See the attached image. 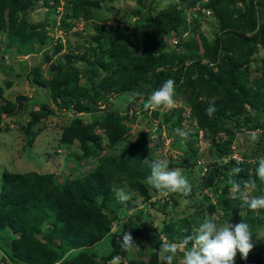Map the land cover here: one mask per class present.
<instances>
[{
    "label": "trees",
    "instance_id": "1",
    "mask_svg": "<svg viewBox=\"0 0 264 264\" xmlns=\"http://www.w3.org/2000/svg\"><path fill=\"white\" fill-rule=\"evenodd\" d=\"M133 1L130 15L135 21L128 26L116 21L120 10L105 6L104 0H0V32L8 37L9 46L37 43L33 52L43 50V61L31 69L32 79L48 87L56 107L51 110L35 97L20 95L18 104L6 100L0 114L14 113L22 102L25 108L30 106V119L26 126L21 125L27 135L26 148L43 130L42 125L35 127L42 116L67 110L70 119L62 126L59 144L78 143L82 154L75 158L96 160L95 167L87 173H76L62 181L55 180L51 172L3 170L0 231L10 228L17 235L11 237L8 246L1 247L16 264H109L113 257H120L119 264H164L159 234L167 242L179 243L183 236L193 234L205 219L204 214L195 211L186 217L171 218L162 221L158 229L145 223L129 225L126 231L140 245L133 251H147L145 261L130 260L120 246L119 227L124 225L120 217L137 205L119 202L114 189L123 188L132 198L150 199L151 186L146 182L150 169L142 161L158 160L154 151L163 144L162 128L155 127V138L151 131H139L131 140L129 133L136 120L138 101L148 99L171 78L175 81L174 103L188 107L197 132L201 130L203 139L210 141L200 181V186L215 197L213 202L210 196H204L207 208L219 216L220 222L249 225L254 247L246 260L237 252L235 264H264V209L250 210L238 193L229 195L231 185L227 184L231 169L240 167L234 179H255L257 189L251 195H264V182L256 176L259 157L251 163L246 157L237 160L232 153L240 117L248 123L249 130L264 131V57L260 73L250 75L257 51L264 48V0ZM163 2L165 5L157 9ZM60 6V28L69 30L82 23L91 25L92 32L75 41L67 40L65 52L50 63L44 76L42 64L59 54L64 44L48 29L56 21L45 18L40 24L32 23L27 13L37 7L49 11ZM207 9L216 21L210 38L197 31ZM106 11H114L115 15ZM133 35L139 36L136 46L130 40ZM52 41L55 46L49 49ZM112 96H118L126 107L121 111L112 107ZM101 104L106 108L99 111ZM212 104L216 111L209 117L206 109ZM162 107L165 106L150 112L155 115ZM148 110L145 107L142 114L147 116ZM81 113H92L94 117L88 120ZM175 114L169 110L162 113L163 121H171ZM232 118L237 121L235 129L227 125ZM180 121L178 114L173 124ZM3 130L0 126V134ZM192 136L189 133L188 137ZM189 146L196 154V148ZM257 146L260 157H264V144ZM166 203L152 204L164 210ZM0 239L3 241L1 236ZM103 240L111 249L96 258L95 245ZM64 253L65 259L61 260ZM179 258H183V252H177L173 264H182ZM0 264L6 262L0 260Z\"/></svg>",
    "mask_w": 264,
    "mask_h": 264
},
{
    "label": "rangeland",
    "instance_id": "2",
    "mask_svg": "<svg viewBox=\"0 0 264 264\" xmlns=\"http://www.w3.org/2000/svg\"><path fill=\"white\" fill-rule=\"evenodd\" d=\"M61 2H63V0H61ZM103 4L105 6L113 5L115 10H120V13L116 15L117 22H123L128 26L133 25L135 18L130 15L131 10L135 6L133 0H104ZM163 5H165L164 2L158 4L157 9L161 8ZM197 9L198 8H195V10ZM62 13L63 9L61 6L49 11H47L46 8L37 7L27 13V19L32 23L40 24L45 18L48 21H56L55 25L48 26V29L54 32V38L60 37L64 44L59 54L54 55L49 62L42 64L41 69L44 76H46V71L50 63H54L56 58L60 57L62 53L65 52L67 40L70 39L75 41L78 37L83 38L87 33L92 32L90 29L91 25L87 24L86 26V24L82 23L77 26H72L69 30L60 28L62 24ZM106 13L112 16L115 15L114 11H106ZM201 20V26L197 31H203L205 35L210 38V31H213V28H215L216 21L214 17H212L211 12L205 14ZM186 23L189 24L187 19ZM189 25H191V22ZM130 40L133 45L136 46L139 42V36H130ZM54 46L55 41H52L49 49ZM37 47V43L27 45L14 43L9 46L8 37L2 31L0 32V60H3L0 62V92L2 94V96H0V108L6 100L15 101L18 104L17 96L20 95H25L27 98L35 97L38 103L45 102L51 110L56 108L53 102H51L48 87L32 79V67L43 61V50L37 53L33 52ZM263 57L264 48H259L254 58L255 62L250 69L251 77L260 73V63ZM140 101H142L144 105V103H147L148 99H140L138 101L139 104L136 106V120L131 125L129 133L130 139L133 140L136 133L139 131H153L155 127H161V138H163L164 141L162 146L154 151L155 158L158 160H167L170 164H168L170 169H180L191 184V193L187 197H184L180 193H159L151 188L150 199L144 200L141 196H137L136 198L131 197L130 202H136L137 206L121 214V222L124 225L119 227V224H117L118 222L115 221V226L119 227L120 233L129 229V225L138 223H142L143 225L145 223L146 226H152L158 229L162 221L171 218L186 217L195 211H198L200 215L203 213L204 218L213 215L216 217L217 221L220 222L217 214L209 212L207 208L208 201L204 199L205 195L207 197L210 196L212 201L215 202V197H213L207 189L200 186V181L203 179V173L205 172L204 166L208 160L207 156L210 141L203 139L201 130L197 132V127L190 117L188 107L184 106L181 102L174 103L171 108H160L155 115L150 112L151 110L153 111L155 107L149 108L147 116H144L142 112L145 106H140ZM24 103L25 102H22V105L19 106L14 113L0 114V126L4 129L0 134V186L3 170H8L10 172H51L54 174L55 180L62 181L68 177H73L76 173L85 174L95 167L96 160L93 157L87 158L83 156L81 159L75 158L74 155L82 154V150L78 143L65 146L60 145L58 142L62 126L70 119L69 111L67 110L62 113L53 110L54 112L49 116H42L35 127L42 125L43 130L36 136L33 144L25 148L27 144V135L23 132L21 125L26 126L30 119V106L25 108L23 105ZM111 104L112 107L120 111L126 107L125 104L120 103L118 96L111 97ZM36 108L40 109V106L37 105ZM105 108V104H101L98 110L102 111ZM168 110L173 113L177 112V114L173 115L171 121L164 122L162 113L164 114V112ZM18 111H20L19 114H17ZM178 114L181 121L179 124H173L178 118ZM80 115L88 120H92L94 117L92 113H81ZM236 123L237 121L235 118H232L227 125L235 129ZM238 124L239 128H237L232 143L233 157L239 161L246 157L248 161L253 163L261 155V151L257 145L264 144V131L261 129L249 130L247 128L248 123L245 124L241 117ZM5 125H7V129ZM177 128L189 132L193 136L187 137L185 140L175 134L174 130ZM99 130H97V132H99ZM194 133H196L197 136H195ZM253 134L259 137L257 141L251 140ZM153 137L155 138V132H153ZM192 139H194V141L189 142ZM189 145L196 148V154L192 153ZM115 152H117V150ZM233 194L234 192L231 187H229V195ZM185 199L188 200V204L182 205V201ZM156 201L160 203L167 202L164 210H159L156 206H153L152 203ZM135 213L138 215L135 216ZM145 218L146 222L144 221ZM261 232L263 233L264 230L262 229ZM16 235L17 234L12 232L10 228L0 231V236L3 238V241L0 239V260L5 261L6 264L16 263L9 258L7 253L2 249L1 244H6L8 246L11 237ZM159 236L161 238V243L167 241L160 234ZM94 249V255L98 258L101 255L107 254L109 249H111V245H108L107 241L103 240L96 244ZM65 255L66 253L62 255L61 260L65 259ZM126 256L130 260L145 261L147 258V251L142 250L137 253L133 250H129L126 251ZM181 261L182 259L179 258L178 262Z\"/></svg>",
    "mask_w": 264,
    "mask_h": 264
},
{
    "label": "clouds",
    "instance_id": "3",
    "mask_svg": "<svg viewBox=\"0 0 264 264\" xmlns=\"http://www.w3.org/2000/svg\"><path fill=\"white\" fill-rule=\"evenodd\" d=\"M197 8V7H195ZM210 13L211 10H205ZM175 81L167 79L160 88L153 91L145 104L146 108L165 106L171 108L174 105ZM131 102L132 97H128ZM216 111L214 104L206 109L211 117ZM155 128L153 129L154 132ZM175 134L187 139L189 133L179 128L174 130ZM201 135H203L201 131ZM259 137L251 136L252 141ZM142 163L150 169V175L146 182L152 189L159 193H180L187 197L191 193V184L182 171L178 168L170 169L167 160L143 159ZM240 162L237 161V164ZM240 167H233L229 172L227 184L231 185L233 192L238 193L240 199L250 210L264 209V195H251L257 189L255 179L236 180L234 177L241 172ZM256 176L264 182V157L258 158ZM119 202L127 206L126 202L131 200V193L123 188L114 189ZM188 200H183L182 205H187ZM127 221V220H126ZM125 221V222H126ZM186 231V230H185ZM252 232L246 222L231 224L229 220L218 222L216 217L209 215L200 222L193 231V234L185 235L179 243L164 241L159 248L160 258L164 264H173L178 251L183 252L182 264H235L237 252L240 257L246 260L249 252L254 247L251 242ZM121 248L125 251L139 249V243L133 238L130 231H123L120 237ZM120 257H113L109 264H119Z\"/></svg>",
    "mask_w": 264,
    "mask_h": 264
},
{
    "label": "built area",
    "instance_id": "4",
    "mask_svg": "<svg viewBox=\"0 0 264 264\" xmlns=\"http://www.w3.org/2000/svg\"><path fill=\"white\" fill-rule=\"evenodd\" d=\"M198 8V7H197Z\"/></svg>",
    "mask_w": 264,
    "mask_h": 264
}]
</instances>
